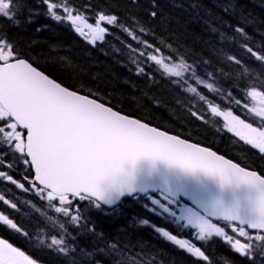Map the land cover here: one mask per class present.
I'll list each match as a JSON object with an SVG mask.
<instances>
[{
  "label": "trees",
  "instance_id": "1",
  "mask_svg": "<svg viewBox=\"0 0 264 264\" xmlns=\"http://www.w3.org/2000/svg\"><path fill=\"white\" fill-rule=\"evenodd\" d=\"M49 2L64 4L91 20L100 14L115 15L118 22L108 27L102 42L92 45L66 19L50 18L42 0H23L16 21L0 16V38L12 42L20 58L64 86L124 114L210 147L245 167L254 169L258 164L252 157L256 152L207 109L216 106L236 115L241 110L249 113L243 107L252 104L249 92L264 93V61L247 51L250 47L264 55V0ZM238 25L247 38L235 30ZM149 55L166 64L192 66L203 84L187 74L170 76ZM166 204L160 195L129 198L111 211L101 207L91 211L88 203L80 204L86 236L75 234L79 244L66 239L67 254L51 250L47 255L52 262L47 264H200L158 231L163 229L177 238L188 236V228L182 222L183 229L175 226L174 218L163 211ZM174 208L177 215L180 211ZM18 225L29 238L17 237L20 246L35 254L44 249L34 238L40 230L38 216ZM51 230L56 237L57 230L53 226Z\"/></svg>",
  "mask_w": 264,
  "mask_h": 264
},
{
  "label": "snow or ice",
  "instance_id": "2",
  "mask_svg": "<svg viewBox=\"0 0 264 264\" xmlns=\"http://www.w3.org/2000/svg\"><path fill=\"white\" fill-rule=\"evenodd\" d=\"M42 3L46 5L49 17L58 22L65 19L57 14L58 8L69 13L64 4L50 3L49 0H42ZM23 6V0H0V16L16 21ZM151 15L155 17L157 13L153 11ZM66 20L81 36L90 37L88 42L92 45L103 41L109 31L101 27L102 21L108 25L118 22L115 15L105 14L99 15L95 25L82 16L70 13ZM84 28L88 29L87 33ZM235 30L247 38L242 26L238 25ZM132 38L135 39V36ZM247 51L257 60L264 61V55L257 54L250 47ZM148 59L161 65L170 76L180 78L187 74L203 84L192 66L183 62L166 64L155 55H149ZM236 62L239 63L238 60ZM207 87L211 89L212 85ZM249 95L253 99L261 98V106L254 111L256 116L264 118V93L252 90ZM212 113L223 115L228 131H235L241 140L264 154V130L245 123L230 112L225 115L215 107ZM13 153L34 171L33 187H36L35 182L42 185L39 191L46 192L47 200H58L63 206L57 207L56 212H62L73 221L83 218L79 211L81 203L99 207L102 202L112 203V199H106V196L130 192L131 189L125 187V166L142 158L161 160L189 172L200 171L219 177L226 184L235 181L248 185L258 193L252 217L245 220L235 213H224L223 221L230 224L233 233L248 238L249 242L229 236L213 220L197 219L189 223L196 229L195 238L199 241L224 238L242 256H248L253 250L252 239L264 241V235L259 234L264 232V175L240 167L207 148L130 119L96 98H90V95H80L62 87L28 60L20 58L14 44L7 38H0V177L17 184L13 175L7 172L11 164L6 162ZM18 186L24 188L22 183ZM0 201L8 203L3 196H0ZM11 207L16 205L11 204ZM164 210L168 209L165 207ZM73 211L77 214L73 215ZM0 221L20 231L6 215H0ZM246 229L257 230V234L253 238ZM158 231L180 249L204 261L209 260L200 247L187 239H178L163 229ZM63 244L62 239L53 237L50 247L60 245L57 250L67 254L69 250ZM112 247L115 248V245ZM0 264H35V261L8 240L0 239Z\"/></svg>",
  "mask_w": 264,
  "mask_h": 264
},
{
  "label": "water",
  "instance_id": "3",
  "mask_svg": "<svg viewBox=\"0 0 264 264\" xmlns=\"http://www.w3.org/2000/svg\"><path fill=\"white\" fill-rule=\"evenodd\" d=\"M49 78L52 79L51 77ZM61 86L64 87L63 85ZM128 117L130 119L139 120L131 116ZM140 122L145 123L143 121ZM148 126L153 127L149 124ZM156 129L165 132L161 129ZM167 134L176 136L170 133ZM186 141L193 143L188 140ZM197 145L207 148L199 144ZM207 149L215 152L219 156H223L210 148ZM224 158L230 160L226 157ZM125 174V187L130 188L131 191H125L123 195L120 196H106V199H112V203L102 202L101 205L106 208H113L124 198L146 195L148 193H162L175 201L182 199L188 202L202 214L216 221L223 220L224 213H235L242 219L247 220L253 215L254 202L258 195L256 189L248 185L240 184L235 181L231 184H226L222 182L219 177L209 176L200 171H185L179 167L169 165L164 161L153 160L151 158H142L137 160L135 164L126 165ZM36 184L43 187L39 185L38 182H36Z\"/></svg>",
  "mask_w": 264,
  "mask_h": 264
},
{
  "label": "flooded vegetation",
  "instance_id": "4",
  "mask_svg": "<svg viewBox=\"0 0 264 264\" xmlns=\"http://www.w3.org/2000/svg\"><path fill=\"white\" fill-rule=\"evenodd\" d=\"M243 142L246 145L250 146V148L256 152V155H252L254 161L258 163L256 165L253 163L255 166L254 170L259 172L261 175H264V154H261L258 149L253 148L250 144H247L244 140ZM10 155H11V159L6 163H10L11 167L7 168V172L13 175L14 179L18 183L13 184L7 181L5 178L0 177V194L1 196L6 197L8 201L7 204L4 203V201H0V215H6L9 219L13 221V223L17 225L20 231L12 229L9 225H6L2 221H0V239L8 240L10 243L13 244L14 247H17L22 251H24L26 255L27 254L34 255V252L30 253L29 251L24 249V247L20 246L19 244L21 243L16 241V237L26 236L25 230H22L21 227L18 225V223H21L22 221L23 222L28 221L29 223L36 219V201H35L36 187H33V176L31 172L28 170V167L25 164H24L25 168H22L20 166V163L17 160V154L13 153ZM26 176L29 177V179H25ZM20 183L24 184L23 189L18 186V184ZM11 204H15L16 207L12 208ZM22 210L27 212L29 214V217H27ZM21 213L22 215H20ZM22 233H24V235H22ZM256 234L257 233L251 234V237L254 238ZM251 242L253 243L254 247L260 244L259 241H256L255 239H252ZM216 251L217 248L214 250V252ZM218 252L220 253H218L215 257V261L217 264H221L220 261L222 260L224 261L226 260L227 264L228 263L229 264H264L263 252L257 253L258 251H254L252 253L250 251L249 253L250 257L236 255L234 253L227 251V249L223 250L224 253L223 255H221L222 251H218Z\"/></svg>",
  "mask_w": 264,
  "mask_h": 264
},
{
  "label": "rangeland",
  "instance_id": "5",
  "mask_svg": "<svg viewBox=\"0 0 264 264\" xmlns=\"http://www.w3.org/2000/svg\"><path fill=\"white\" fill-rule=\"evenodd\" d=\"M58 13L61 15V16H64L65 17V19H66V16H67V14H72V15H76V14H74L73 13V11L71 10V9H69V13H64L63 12V9H61V8H59L58 9ZM79 16H81V15H79ZM88 23H92L93 25H95V22H96V20L99 18V16L98 17H96V18H94L92 21L91 20H89V19H87V18H85V17H83ZM70 22V21H69ZM109 26H111V25H108L107 24V22L106 21H102L101 22V27H106V28H108ZM74 30H75V27H74ZM84 32L86 33V32H88V29H84ZM77 34H79L78 32H76ZM80 35V34H79ZM81 36V35H80ZM84 39H86L87 41H89L91 38L90 37H85V36H82ZM97 42H99V41H97ZM261 106V98L260 97H257V98H255V99H253V101H252V104L251 105H248L247 107H245V106H243L245 109H250L249 111L250 112H254V115L256 116V114H255V111H254V109H258L259 107ZM213 107H215L219 112H221V113H223V114H227V113H231L232 114V116H234V117H238L234 112H232V111H227V110H222V109H220V108H218V107H216V106H209V108L207 109L208 110V112L211 114V115H213V116H216V117H218V118H220L222 121H223V124H224V127L228 130V127L226 126V122H225V118H224V116L223 115H221V116H217V115H215V114H213L212 113V108ZM260 121H263L264 122V118H262V117H258V116H256ZM239 118V117H238ZM245 122V121H244ZM245 123H247V122H245ZM250 123V122H249ZM254 127V126H253ZM255 128H257V127H255ZM260 129V128H259ZM261 130H264V128H261ZM231 133H233L234 135H236L235 134V131H232ZM6 179V178H5ZM0 196H1V194H0ZM4 197V196H3ZM36 198H37V200H39V205H37V206H39L40 208L38 209L37 208V210L40 212V214H44L46 217H49L50 218V220H53V224H52V226H53V228L54 229H56L57 230V233H58V235L56 236V238L57 239H62L64 242H65V240L66 239H68L69 237L70 238H72V239H74V240H76L77 242H78V240H77V238H76V236H75V234L76 233H79V238H81V236H86V232L87 231H85V229H86V226H85V224L83 223V222H81V219H78L77 221H73V220H71L70 219V217H67V216H65L62 212L61 213H58V212H56V208L57 207H63L62 205H60V203H59V201L58 200H56V201H48L47 200V194H46V192L44 193H41L40 191H39V189H37L36 190ZM4 200H6L7 201V198L6 197H4ZM163 207V211L164 212H167V213H169V215L171 216V217H173L174 219H175V221H174V223L175 224H179V223H181L182 221L185 223V220H187L188 219V222H189V218H187V212H185V211H183V208H180L179 210H180V213L179 214H177L176 215V213H175V211H174V206H173V203H171L170 201H167V204L165 205V206H162ZM165 207L168 209L167 211H165L164 209H165ZM91 208V207H90ZM92 209H94V207L93 208H91V211H92ZM73 214V213H72ZM74 215V214H73ZM190 219L192 220V221H195V220H197V219H201V218H193L192 216L190 217ZM182 222V223H183ZM183 223V224H184ZM185 225V224H184ZM185 226H187V225H185ZM190 226L192 227V224H190ZM194 228V227H193ZM229 229L231 230V227H229ZM71 231H74L75 233H72ZM232 231V230H231ZM225 232H226V230H225ZM82 234V235H81ZM194 234H195V232H194ZM235 234V238L236 239H240L242 242H249L248 241V238H246V237H239V235H238V233H234ZM41 237V236H40ZM53 237H52V234H51V236H50V239H48V238H45V237H42V243L45 245V247H47L49 250H55L54 252H59L57 249L59 248V247H61L60 245H57V246H51L50 247V243H51V239H52ZM247 239V240H246ZM190 242V241H189ZM233 242H234V240H233ZM259 243H260V241H259ZM78 244H79V242H78ZM63 247H64V244L62 245ZM66 247V246H65ZM67 248V247H66ZM71 248L73 249V252L74 253H77L78 252V250L74 247V246H72L71 245ZM59 253H61V252H59ZM73 253V254H74ZM63 254V253H62ZM75 255V254H74ZM84 256V255H83ZM82 256V257H83ZM132 264H142V263H138L137 261H135L134 263H133V261H132Z\"/></svg>",
  "mask_w": 264,
  "mask_h": 264
}]
</instances>
